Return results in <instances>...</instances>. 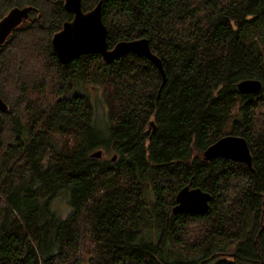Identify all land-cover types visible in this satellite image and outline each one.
<instances>
[{
    "label": "trees",
    "instance_id": "trees-1",
    "mask_svg": "<svg viewBox=\"0 0 264 264\" xmlns=\"http://www.w3.org/2000/svg\"><path fill=\"white\" fill-rule=\"evenodd\" d=\"M98 1L107 46L148 38L163 84L133 53L58 61L63 0H0V18L30 7L0 49V264H264V0L80 8ZM242 79L262 86L239 93ZM226 134L246 140L250 165L203 159ZM184 185L210 194L205 212H171Z\"/></svg>",
    "mask_w": 264,
    "mask_h": 264
},
{
    "label": "water",
    "instance_id": "water-1",
    "mask_svg": "<svg viewBox=\"0 0 264 264\" xmlns=\"http://www.w3.org/2000/svg\"><path fill=\"white\" fill-rule=\"evenodd\" d=\"M63 9L72 13V19L62 24L60 30L55 32L51 39L53 51L61 63L71 62L82 54L98 53L105 63H110L127 53H133L137 56H143L151 61L161 76V83L165 81L162 62L150 48L149 40L146 37L134 38L130 40H121L112 47L107 46L106 25L101 20V1H98L88 11H83L81 0H63ZM30 7H13L0 18V49L5 43L8 35L24 20L30 19ZM262 83L258 79H242L237 83L239 93L250 94L258 91ZM7 105L0 97V110H6ZM153 125V122L150 121ZM246 140L240 135L226 134L218 138L212 144L208 145L203 151V159L220 157L231 159L236 162L251 164V152L246 144ZM102 150L97 149L90 153L93 158H100ZM117 154L110 157V161H115ZM210 194L199 187H190L184 185L181 187L171 208L173 213H201L208 209Z\"/></svg>",
    "mask_w": 264,
    "mask_h": 264
},
{
    "label": "rangeland",
    "instance_id": "rangeland-1",
    "mask_svg": "<svg viewBox=\"0 0 264 264\" xmlns=\"http://www.w3.org/2000/svg\"><path fill=\"white\" fill-rule=\"evenodd\" d=\"M64 2V1H63ZM26 23H22L21 25L19 24L18 25V27H20V26H24ZM17 27V28H18ZM11 35V34H10ZM10 35H8V36H10ZM8 36H6L7 37V39L9 38ZM7 39H6V41H7ZM5 41V42H6ZM87 92H89L90 94H92L93 93V96H95L96 98H100L101 100H102V98H101V93H100V91H99V89L98 88H96V87H93V86H88L87 87ZM103 105L101 104V103H99L98 101H97V103H96V115L98 116V122L96 123V124H98L100 127H103V129L105 130L106 129V124L103 126V120L100 118V115L103 113ZM97 149H100V150H102V155H101V159L102 160H107V159H109L110 158V156H111V153L110 152H106V150H103V148H97ZM96 150V149H95ZM52 206H58L59 207V209L62 211V213L63 214H61L60 213V215H65V213H67V211L69 210V202L67 201V199H63V200H61V202L58 204V203H56L55 201H53L52 203ZM61 204V205H60ZM172 208V207H171ZM228 248V247H227ZM226 249V248H225ZM224 249V250H225ZM224 250H219L218 252H220V251H223V252H220V253H225V254H230L231 252H229V251H224ZM187 251V253H188V255L189 256H191V257H194L193 256V253H194V251H191L190 249H188V250H186Z\"/></svg>",
    "mask_w": 264,
    "mask_h": 264
},
{
    "label": "bare ground",
    "instance_id": "bare-ground-1",
    "mask_svg": "<svg viewBox=\"0 0 264 264\" xmlns=\"http://www.w3.org/2000/svg\"><path fill=\"white\" fill-rule=\"evenodd\" d=\"M260 81V80H259ZM261 82V81H260Z\"/></svg>",
    "mask_w": 264,
    "mask_h": 264
}]
</instances>
